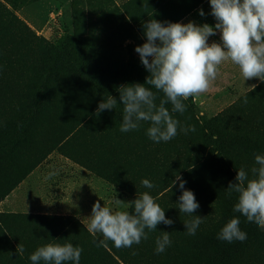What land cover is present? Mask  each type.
<instances>
[{
    "label": "rangeland",
    "instance_id": "rangeland-1",
    "mask_svg": "<svg viewBox=\"0 0 264 264\" xmlns=\"http://www.w3.org/2000/svg\"><path fill=\"white\" fill-rule=\"evenodd\" d=\"M163 1L0 0V264H31L47 243L81 247L80 264H264V237L254 239L255 224L233 211L237 194L226 190L240 168L252 178L255 154L264 155V83L247 103L243 95L220 110L185 101L173 116L195 131L169 142L150 140L147 122L122 133V104L97 114L109 94L119 103V86L145 83L135 47L146 42L151 4ZM177 175L200 205L194 215L207 216L194 236L183 224L193 217L178 209ZM145 191L174 223L131 248L98 247L85 226L93 204L117 210L115 198ZM233 217L247 239L218 240ZM160 231L171 245L157 254Z\"/></svg>",
    "mask_w": 264,
    "mask_h": 264
},
{
    "label": "clouds",
    "instance_id": "clouds-1",
    "mask_svg": "<svg viewBox=\"0 0 264 264\" xmlns=\"http://www.w3.org/2000/svg\"><path fill=\"white\" fill-rule=\"evenodd\" d=\"M208 2L210 15L216 21L214 25L197 24L194 21L161 22L152 18L143 24L146 42L136 46L135 51L149 73L145 83L119 86V103L109 94L106 100L98 104L97 114L122 104V133L138 130L142 122H147L150 126L146 134L150 140L156 143L169 142L179 132L187 134L195 131L194 126H182L173 113L183 114L187 110L185 101L196 100L206 94L226 62L238 67L243 82L258 79L264 83V0ZM198 11L200 16H205L202 9ZM217 34L219 41L209 43V38ZM255 87L253 84L248 88L252 91ZM158 93L163 94L159 104L156 103ZM247 99L248 94H245L244 103H247ZM167 104L171 105V110L166 107ZM254 159L258 167L251 169L252 178L244 168H240L235 183L230 182L226 190L229 196L237 194L238 202L233 211L264 231V155L255 154ZM58 174V170L50 171L45 179L49 180ZM176 181H179L182 190L178 209L180 213L193 217L183 224L187 235L194 236L207 216L194 215L200 205L193 191L185 189L186 181L179 175L172 181V186ZM141 183L147 189L156 187L148 179ZM114 204L117 210L101 206L99 201L92 206L85 226L98 247H107L106 241H112L117 249L131 248L148 239V233L157 231L159 224L170 226L174 223L166 218L165 209L147 191L130 202L115 198ZM240 223L239 217L231 218L221 228L217 239L228 243L244 242L247 234L241 230ZM160 232L161 237L156 240L157 254L163 253L171 245L170 233ZM17 251L23 254V246L18 245ZM82 252L81 247L72 243H47L38 247L29 259L31 264H80Z\"/></svg>",
    "mask_w": 264,
    "mask_h": 264
},
{
    "label": "crops",
    "instance_id": "crops-1",
    "mask_svg": "<svg viewBox=\"0 0 264 264\" xmlns=\"http://www.w3.org/2000/svg\"><path fill=\"white\" fill-rule=\"evenodd\" d=\"M170 5L171 8H170ZM154 9L150 13V17L163 21L188 23L194 21L197 24L207 23L214 25L216 23L214 17L210 15L211 8L208 0H164L163 3L151 4ZM202 9L205 16H200L199 11ZM213 40L219 41V34L209 38V43ZM260 84L258 79L247 80L243 82L239 69L230 62H226L221 66V72L210 90L203 94L200 98L193 100L198 105L214 106L217 110L223 108L220 102L228 100L235 102L246 93L251 92L248 87ZM255 87V88H256ZM228 90L227 94L224 93Z\"/></svg>",
    "mask_w": 264,
    "mask_h": 264
},
{
    "label": "trees",
    "instance_id": "trees-1",
    "mask_svg": "<svg viewBox=\"0 0 264 264\" xmlns=\"http://www.w3.org/2000/svg\"><path fill=\"white\" fill-rule=\"evenodd\" d=\"M190 100H193V99H190ZM208 125H209V127L212 128V125L210 123H208ZM255 226H252L253 227V233H254L253 234L254 239H259L260 237H264V231H261L260 229H258L257 228L258 226L256 224H255ZM257 230H259V231H257Z\"/></svg>",
    "mask_w": 264,
    "mask_h": 264
}]
</instances>
